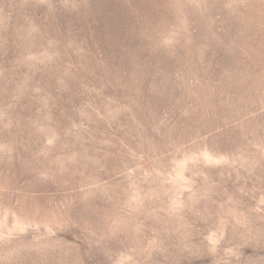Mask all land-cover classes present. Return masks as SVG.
<instances>
[{"label": "rangeland", "instance_id": "rangeland-1", "mask_svg": "<svg viewBox=\"0 0 264 264\" xmlns=\"http://www.w3.org/2000/svg\"><path fill=\"white\" fill-rule=\"evenodd\" d=\"M0 264H264V0H0Z\"/></svg>", "mask_w": 264, "mask_h": 264}]
</instances>
